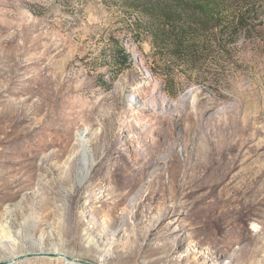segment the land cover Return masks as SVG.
Here are the masks:
<instances>
[{"label": "rangeland", "instance_id": "1", "mask_svg": "<svg viewBox=\"0 0 264 264\" xmlns=\"http://www.w3.org/2000/svg\"><path fill=\"white\" fill-rule=\"evenodd\" d=\"M234 7L186 61L123 4L0 0V264H264V0Z\"/></svg>", "mask_w": 264, "mask_h": 264}, {"label": "trees", "instance_id": "2", "mask_svg": "<svg viewBox=\"0 0 264 264\" xmlns=\"http://www.w3.org/2000/svg\"><path fill=\"white\" fill-rule=\"evenodd\" d=\"M240 0H105L123 4L149 18L146 31L157 48H169L171 58L190 61L198 42L207 33L222 29L231 20ZM126 52L119 49L116 59ZM121 70V69H120Z\"/></svg>", "mask_w": 264, "mask_h": 264}, {"label": "bare ground", "instance_id": "3", "mask_svg": "<svg viewBox=\"0 0 264 264\" xmlns=\"http://www.w3.org/2000/svg\"><path fill=\"white\" fill-rule=\"evenodd\" d=\"M225 138V135L222 134L221 136L218 137V141H222L223 139ZM213 139H212V136L210 133H205L204 134V143L206 145V147H203V146H199L198 149L193 153L191 154V156L188 155H185L184 156V160L181 161L178 165H176L174 167V171L175 173H180L184 170L185 171H190L192 169H199L200 165L202 164V161L201 160H204V159H208L212 153H211V145L213 143ZM155 149H158L160 148L159 146L157 147H154ZM173 149V148H172ZM152 156L149 158L148 160V166H154L156 165L157 163L160 162L161 158L158 154V151L155 150V151H152ZM200 161V162H199ZM87 166V165H86ZM85 166V167H86ZM89 172V168L87 167L85 169V174H88ZM145 173V171H141V175L139 178H135V180L137 181H140L142 180L141 179V176ZM193 177V176H192ZM192 177L188 178V180H190ZM82 178V177H81ZM83 179V178H82ZM56 250V249H55ZM54 251V250H53Z\"/></svg>", "mask_w": 264, "mask_h": 264}, {"label": "water", "instance_id": "4", "mask_svg": "<svg viewBox=\"0 0 264 264\" xmlns=\"http://www.w3.org/2000/svg\"><path fill=\"white\" fill-rule=\"evenodd\" d=\"M6 264H9V263H6ZM84 264H94L92 262H87V261H84Z\"/></svg>", "mask_w": 264, "mask_h": 264}]
</instances>
